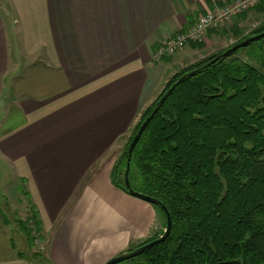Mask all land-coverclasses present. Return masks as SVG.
<instances>
[{"label":"crops","instance_id":"1","mask_svg":"<svg viewBox=\"0 0 264 264\" xmlns=\"http://www.w3.org/2000/svg\"><path fill=\"white\" fill-rule=\"evenodd\" d=\"M222 1L0 0V184L14 185L1 196L36 216L51 264H104L152 237V204L112 182L116 148L161 65L180 64L155 49ZM259 13L264 0L232 29H210L203 49L229 48L221 39L245 37ZM10 224L0 205V264H30Z\"/></svg>","mask_w":264,"mask_h":264},{"label":"trees","instance_id":"2","mask_svg":"<svg viewBox=\"0 0 264 264\" xmlns=\"http://www.w3.org/2000/svg\"><path fill=\"white\" fill-rule=\"evenodd\" d=\"M262 32L264 24L234 44ZM247 47L253 64L234 56L240 49L210 65L224 50L206 56L177 71L142 112L111 173L121 189L128 146L142 122L172 84L201 68L174 89L130 159L131 186L166 205L171 232L118 264H264V37L241 50ZM154 207L166 227L164 211ZM28 221L19 226L29 247L34 237Z\"/></svg>","mask_w":264,"mask_h":264},{"label":"rangeland","instance_id":"3","mask_svg":"<svg viewBox=\"0 0 264 264\" xmlns=\"http://www.w3.org/2000/svg\"><path fill=\"white\" fill-rule=\"evenodd\" d=\"M255 6H253V7H255ZM253 7H251L250 9H252ZM250 9H248V10H250ZM201 14H203V13H201ZM235 21H236V18L228 26H224L222 28H224L225 30L232 29V27L235 24ZM263 24H264V13H259V14L255 15L254 17H252V21H250L248 23V25L246 26V29L244 30V34L247 35L251 31L255 30L256 28H258L260 26H262ZM180 31H182V30H180ZM223 33H225V32H223ZM228 35H230V34H228ZM228 35L221 39L222 40L221 44L223 46H225V45L229 46V45H232L235 42L234 38L229 39L228 41H224V39H226L227 37L229 38ZM206 38H207V36H205V38H203L201 41H191L189 43L202 44L206 40ZM186 45L187 44H185L184 47ZM183 48L178 50L176 53L172 54L171 56H167V57H172V61H171L172 64L180 63L181 64V65L179 64L180 66L179 65H176V66L172 65V67H171V65H168V64L167 65H161V68H160L161 71H165V70L167 71V69H169L167 71V75H166L165 79H163V82L160 84V86L157 88V90L154 93L150 103L147 106L141 107V109L138 111V113L136 115V119L133 121V124H132V127H131L132 130L134 129L136 124L139 123L140 117L142 115V112L145 111L146 108H148L155 101V99L158 96L161 95V93L167 87L166 84L168 83L170 78H172L173 75L177 71H179V70H181L183 68L186 69L188 67H191V66L195 65L196 63H200L206 56H210V55H213V54H218L221 51V49H214V50H211L213 52H210L209 50L203 49V46H202V48L198 49L199 51H196V49H195L193 52H190V50L188 49L187 51L181 52L183 50ZM250 48L251 47H247V48L242 49V50L240 49L239 51H237L235 53L234 56L239 57V58H243L244 60H246V61L250 62L251 64H253V62L249 59V57L247 55V52H248V50H250ZM185 52H188V53H185ZM173 58H174V60H173ZM262 71L264 72V69ZM132 130L130 132H128L127 135H124L119 140V144L120 145L116 148L117 149V153H118V158L122 154L124 149L126 148V143L128 141V138H130V135L132 134ZM115 163H113V167H114ZM0 167H1V163H0ZM113 167H112V170H113ZM112 170H111V173H112ZM3 179H5V178H3ZM8 187L11 190L14 187V185L11 182L9 183L8 180H5V185L0 184V196H1V192L6 194V190H7ZM21 188L22 187H20V189ZM9 196L11 197V198H9L10 203L6 204L8 207L5 206V203H4L5 200H2V196L0 197V199H1L0 200V205H1V208H2V210L4 212L5 218H7L8 221L11 223L9 225V227L10 228H12V226L15 227V228L13 227V229L10 230L11 235H13L14 237H17V238L18 237H22V241L19 242V245L23 249V251L26 253L25 258L29 261L30 264H51L49 261H47L46 255H45L46 254L45 253V248H46L45 242H46V240L43 238V236H42V234L40 232V229L37 228L36 223L32 219L31 220L29 219L28 226L31 229V231L33 230V234L32 235L34 237V243L32 245L29 244V247H28V242H27L26 236L21 231H18L19 235L18 234L16 235V230L15 229L17 228L16 227L17 219H19V215L20 214H21L20 218L22 216H23V218H25L28 210L26 211V209H25V214L23 215L22 212L24 211V209L22 210V208L18 207L20 204H19V202L17 203V201L15 200L16 197L14 198L13 195H9ZM21 197H24V196H21ZM22 200H23V198H22ZM25 205L28 208V205L27 204H25ZM152 206L154 207V205H152ZM154 209H155V212H156L155 224L153 225L154 229H153L152 237L149 238V240L152 239V238L160 236L161 233H163V231L165 229V224H164L163 218L161 216V213L156 209V207H154ZM21 210H22V212H21ZM23 220L26 222L27 218H25ZM14 237H13V239L15 240V243H17V238H14ZM23 238H25L24 239V240H26L25 242H23ZM136 247L137 246H133L131 249H134ZM124 264H128V263H124Z\"/></svg>","mask_w":264,"mask_h":264},{"label":"water","instance_id":"4","mask_svg":"<svg viewBox=\"0 0 264 264\" xmlns=\"http://www.w3.org/2000/svg\"><path fill=\"white\" fill-rule=\"evenodd\" d=\"M262 37H264V32L259 33V34H255L253 36L247 37L245 39H243L242 41H239L238 43L234 44L233 46L225 49L221 54H219L214 60L210 61L207 65H210L213 61L217 60V59H225L227 57H229L231 54H233L234 52H236L238 49H241L243 47L248 46L250 43L257 41L259 39H261ZM199 71H201V68H196L184 75H182L174 84H172L167 91L163 94V96L159 99L157 105L155 106V108L153 109V111L151 112V114L146 117V119L142 122L141 126L139 127L138 131L136 132V134L134 135L133 139L131 140L129 146H128V162H127V167H126V171H125V181H124V185H122V189L127 192L128 194L135 196L137 198H140L152 205H156L159 206L165 213L166 215V227L164 229V232L157 238H155L154 240L142 243L141 245L137 246L134 249H130L127 250L125 252H122L112 258H110L109 260H107L104 264H118L121 263L125 260H128L132 257H135L143 252H145L147 249L153 247L154 245L164 241L170 234L171 229H172V217L171 214L169 212V210L167 209L166 205L160 201L159 199L152 197L150 195L144 194L140 191L135 190L130 183L129 180V169H130V159H131V155L133 152V149L135 148L136 144L138 143L141 135L143 134L145 128L147 127V125L150 123V121L152 120V118L155 116V114L159 111L160 107L165 103V101L167 100V98L171 95V93L174 91V89L185 79L195 75L196 73H198Z\"/></svg>","mask_w":264,"mask_h":264},{"label":"built area","instance_id":"5","mask_svg":"<svg viewBox=\"0 0 264 264\" xmlns=\"http://www.w3.org/2000/svg\"><path fill=\"white\" fill-rule=\"evenodd\" d=\"M261 0H223L212 9L200 14L196 22L170 36L155 49L153 58L157 61L171 56L191 41H201L210 29L228 26L240 14L257 5Z\"/></svg>","mask_w":264,"mask_h":264}]
</instances>
